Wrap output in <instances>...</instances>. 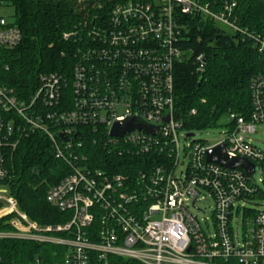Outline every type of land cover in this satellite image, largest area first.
<instances>
[{"label":"built area","instance_id":"1","mask_svg":"<svg viewBox=\"0 0 264 264\" xmlns=\"http://www.w3.org/2000/svg\"><path fill=\"white\" fill-rule=\"evenodd\" d=\"M66 1L111 2L112 7L105 20L92 25V40L78 48L70 79L40 74L28 99L0 84V182L18 139L39 134L67 166L46 200L69 218L45 225L30 219L0 183V218L9 216L11 227L0 230V239L54 247L50 255L58 259L37 257L29 264H264V205L259 203L264 201V149L252 138L256 125L264 123V74L251 79L248 113L228 112L227 129L217 142L198 139L197 132L187 137L174 116V64L188 58L176 46L179 15L199 11L236 30L228 19L235 3L225 2L220 13H212L193 0ZM20 40L19 29L0 16V46L13 48ZM259 50L264 52V40ZM203 61L196 56V70ZM129 117L157 127L156 133L134 129L110 136L113 123ZM85 131L106 132L105 145L146 165L115 171L82 164L85 157L77 151ZM180 132L190 140L186 161L180 159ZM221 143L228 157L254 164L250 177L239 167L206 160V151ZM205 198L212 199L211 220L204 217L202 226L191 211ZM253 202L261 206L253 208Z\"/></svg>","mask_w":264,"mask_h":264},{"label":"trees","instance_id":"2","mask_svg":"<svg viewBox=\"0 0 264 264\" xmlns=\"http://www.w3.org/2000/svg\"><path fill=\"white\" fill-rule=\"evenodd\" d=\"M193 1L212 13H220L225 2H234L228 19L237 29L227 32L195 10L178 17L176 46L189 57L174 64V116L189 132L214 127L231 111L248 113L251 79L264 74V52L259 50L264 40V0ZM2 5L12 8L11 22L19 29L21 40L13 48L0 46V84L12 88L21 99L32 96L40 74L57 72L71 78L78 48L92 40V25L105 20L112 7L111 2L66 0H0ZM64 33L70 36L65 39ZM198 55L205 58L200 71L195 62ZM105 134L85 131L77 151L85 157L82 164L115 171L146 165L105 145ZM6 166L8 175L0 183L30 219L43 225L68 220V212L46 200L48 188L67 172L46 139L37 133L19 138L7 154ZM8 218H0V230L11 229ZM53 249L44 243L0 239V264H29L37 257L54 261L58 257L50 255Z\"/></svg>","mask_w":264,"mask_h":264},{"label":"rangeland","instance_id":"3","mask_svg":"<svg viewBox=\"0 0 264 264\" xmlns=\"http://www.w3.org/2000/svg\"><path fill=\"white\" fill-rule=\"evenodd\" d=\"M0 16L4 17L6 20L10 21L12 20V8L7 5H2L0 6ZM217 26L220 28L224 29L227 32H230L232 29L224 24H221L219 22L215 23ZM183 54V53H182ZM186 57H189L188 53H185ZM227 119L228 116L226 114L218 121L217 125L211 128H206L197 131L198 139H203L206 140L207 142L214 143L219 140H221L224 137V131L227 129L226 124H227ZM253 142L256 146L264 149V123L263 124H257L256 125V131L255 133L252 134ZM190 140L187 138H184L182 136V132L179 134V154H180V159H184L186 161V158H184L183 152L188 146ZM259 178V174H255L254 179L257 181ZM262 186V185H261ZM264 189V185H263ZM263 203V202H259ZM250 205H253V208L260 207L261 204H255L254 202L251 203ZM198 210H192L191 212L193 214L197 215L198 220L200 221L202 226H205L203 218L208 217V222L210 223V210L212 208V199L211 198H205L202 199L198 203Z\"/></svg>","mask_w":264,"mask_h":264},{"label":"water","instance_id":"4","mask_svg":"<svg viewBox=\"0 0 264 264\" xmlns=\"http://www.w3.org/2000/svg\"><path fill=\"white\" fill-rule=\"evenodd\" d=\"M205 58H203L204 60ZM134 129H144L147 132L156 133L157 127H152L140 118L129 117L121 123L114 122L110 129V136H121L125 132ZM187 137H194L196 133L186 132ZM206 160L227 168H241L246 176L250 177L254 172V164L244 157H228L223 143L218 144L206 151Z\"/></svg>","mask_w":264,"mask_h":264}]
</instances>
